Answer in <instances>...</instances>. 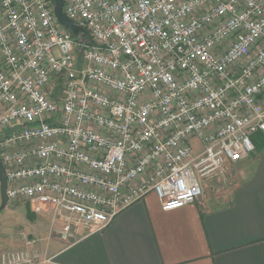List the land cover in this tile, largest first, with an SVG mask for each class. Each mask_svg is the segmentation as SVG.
I'll return each mask as SVG.
<instances>
[{
  "label": "built area",
  "instance_id": "obj_1",
  "mask_svg": "<svg viewBox=\"0 0 264 264\" xmlns=\"http://www.w3.org/2000/svg\"><path fill=\"white\" fill-rule=\"evenodd\" d=\"M64 14L86 41L54 0H0L9 204L50 212L76 239L150 194L164 212L194 204L255 153L264 0H64Z\"/></svg>",
  "mask_w": 264,
  "mask_h": 264
},
{
  "label": "crops",
  "instance_id": "obj_2",
  "mask_svg": "<svg viewBox=\"0 0 264 264\" xmlns=\"http://www.w3.org/2000/svg\"><path fill=\"white\" fill-rule=\"evenodd\" d=\"M254 142L251 157L227 163L218 175L226 182L223 193L206 180L197 202L170 212L150 194L105 229L76 239L64 237L50 212L9 204L30 209L29 222L0 246L22 258L28 252L36 264H264V139L256 136ZM6 256L0 264H7Z\"/></svg>",
  "mask_w": 264,
  "mask_h": 264
},
{
  "label": "rangeland",
  "instance_id": "obj_3",
  "mask_svg": "<svg viewBox=\"0 0 264 264\" xmlns=\"http://www.w3.org/2000/svg\"><path fill=\"white\" fill-rule=\"evenodd\" d=\"M192 145L194 146V153L197 154L199 152V141L198 140H194L192 141ZM218 177V176H217ZM214 179V182L211 183L210 180H207V184H209L208 186L211 187L210 189L212 190H216L218 187H222L226 184V182L224 180L221 179ZM219 178V177H218ZM222 190V188H220ZM224 190H222L223 193ZM219 193V194H222ZM28 210L27 208H23V206H19L15 209H12L10 207H7V209L0 211V245L3 244V241H6V238L14 237L15 231H17L16 233L17 236L21 235V233H23L22 229L20 228L21 225H23L25 222H29L27 221L29 218L28 215ZM25 232L29 234L28 226H24ZM31 239H29L30 241ZM15 252L18 251H12L11 249H7V248H3L0 246V261L2 259V256H5L7 254V258L10 256L11 253L16 254ZM32 253V252H31ZM9 254V255H8ZM22 262L21 264H36L37 260H35L36 262L33 261V255L29 256V253L27 252L26 257L24 256L22 258ZM7 262V259H6ZM8 264V263H7Z\"/></svg>",
  "mask_w": 264,
  "mask_h": 264
},
{
  "label": "water",
  "instance_id": "obj_4",
  "mask_svg": "<svg viewBox=\"0 0 264 264\" xmlns=\"http://www.w3.org/2000/svg\"><path fill=\"white\" fill-rule=\"evenodd\" d=\"M55 1V16L59 22V24L64 27L72 37L76 40L86 41L88 34L85 30L77 26L74 22L69 20L67 16L64 14V0H54ZM8 182L7 176L5 173V169L2 163H0V211L6 209L9 205V198H8Z\"/></svg>",
  "mask_w": 264,
  "mask_h": 264
},
{
  "label": "trees",
  "instance_id": "obj_5",
  "mask_svg": "<svg viewBox=\"0 0 264 264\" xmlns=\"http://www.w3.org/2000/svg\"><path fill=\"white\" fill-rule=\"evenodd\" d=\"M28 213H29L28 215L30 216V209H28Z\"/></svg>",
  "mask_w": 264,
  "mask_h": 264
}]
</instances>
